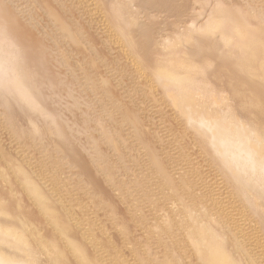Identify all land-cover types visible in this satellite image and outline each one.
I'll return each instance as SVG.
<instances>
[{
    "label": "rangeland",
    "instance_id": "1",
    "mask_svg": "<svg viewBox=\"0 0 264 264\" xmlns=\"http://www.w3.org/2000/svg\"><path fill=\"white\" fill-rule=\"evenodd\" d=\"M156 1L0 0V192L12 216L1 214L0 222L26 223L33 255L1 244L8 253L35 264L57 257L83 264L67 236L94 264H201L191 240L198 212L231 250L235 241L240 248L251 243L252 262L264 264V165L256 171L254 151L245 150L240 157L250 163L235 169L237 178V156L224 159L210 142L209 159L201 144V132L211 136L233 118L253 129L254 112L264 110V65L253 78L263 96L245 106L236 93L248 94V84L235 79H249L248 72L234 67L248 57L247 37L264 42V0H174L172 9L164 8L170 0ZM100 4L105 13L95 12ZM100 14L125 18L108 25ZM122 28L130 33L127 46L111 38ZM169 37L182 43L167 48ZM173 51L197 64L210 58L184 81L195 108L210 113V129L182 112L179 84L148 79L158 53ZM29 53L36 57L24 65ZM130 54L149 55L142 61L147 72ZM21 80L30 90L23 95L13 85ZM32 194L66 225L53 226Z\"/></svg>",
    "mask_w": 264,
    "mask_h": 264
},
{
    "label": "bare ground",
    "instance_id": "2",
    "mask_svg": "<svg viewBox=\"0 0 264 264\" xmlns=\"http://www.w3.org/2000/svg\"><path fill=\"white\" fill-rule=\"evenodd\" d=\"M155 2H157V1L155 0ZM172 2H174V0H170V5H168V6L163 5L164 8L170 7L168 9H172L171 7H174V4H172ZM159 3H160V0H159ZM96 7H95L96 10L94 9L95 12L101 13V12H104V10H105V7L101 4L97 5ZM156 8H159V7H156ZM99 16L103 17L102 18L103 22L108 23V25L113 24V22L115 23V21L119 22V24H122V18H125V17H123L122 14L119 15L116 19H112V18L106 17V16L101 15V14ZM219 18H220V16H219ZM240 26H242V24ZM12 27L17 28V26H12ZM18 28H19V26H18ZM20 29H21V27H20ZM191 29H190V31H192ZM247 29L248 28H246V27L240 29V33L242 36H246L248 34ZM18 31H20V30H18ZM190 31H189V33L186 32L185 35L188 37H193V35H191L192 33H190ZM15 32L17 33V31H15ZM22 32L23 31L21 30V33H20L21 35H22ZM122 32L123 33L113 34V36H111V38L113 37L114 39L113 38L112 39L115 40L116 42H120V44L123 43L124 45L126 44V46H127V44L131 43L130 42L131 40L128 41L126 39L125 33L126 34H130V33L128 31H126L124 28H122ZM205 32H210V25L205 27ZM13 35H14V33H13ZM16 35H18V33ZM20 37L22 38L24 36L22 35ZM247 38L248 39L246 41H244L242 45H243V48L249 52L248 57L243 61L234 63L235 68H237L240 71H244V72L249 73V74L248 73L246 74V75H248L249 79L246 76L245 77L239 76L235 79L236 82L241 83L243 81H246V83L248 84L247 88H248V91L250 94L249 93L245 94L244 92H242L240 94L236 93V97H238L239 102L243 106L248 105L250 103H254V102L256 104V103H258V100L260 99V97L263 96L262 95L263 90L256 85L258 83L256 80H253V78L255 76H257L258 69H260V67H262L264 65V42L258 38H253L251 36H249ZM26 39H27V37H26ZM173 39H174V37H169V41H171V43L173 41V43L171 45H169L167 42V44H164V45H166L167 48L173 49V47H176V46H178V44L182 43L181 42L182 40H180V39H175V42ZM160 54L161 53L159 52L158 56ZM148 56L149 55H147V54H142V55L141 54L140 55L130 54L129 58H130L131 62L133 63V65H135L139 69V71H141L142 73H145V72H147V71H145V69L147 67L145 68L142 66V61L147 60ZM158 56H157V59L154 60L153 65L150 66V69L152 70L153 75L148 76V79H150L151 81L162 80V81H165L168 83L179 84L180 89H182V91L177 93V95H175V96L179 100V106H180L182 112L188 117V119L197 122L199 124V127H200L199 129H203V128H209L210 129V124L212 122V118H210V113L206 110H197L195 108V102H194L193 95H192L193 93L187 92L185 90L186 86L184 84V81H186L188 78H190V79L195 78V76H197L198 73L203 72L207 68V66L210 65V58H206L203 62H201L200 64H197L195 61L192 62V60L189 59L187 56L180 55L179 52H177V51H173L171 53L169 52L166 55L167 56L166 58H160ZM35 57H36L35 54L31 55L29 53V55H27V57H26L28 60L24 61V65H29L31 63V61H29V59H31V58L34 59ZM191 67H193L195 70L197 68V71L192 72L191 69H193V68H191ZM184 68H185V70H184ZM262 69H264V68H262ZM255 78H257V77H255ZM259 84H260V81H259ZM13 85L15 86L16 91L19 90V92H22V95L24 93L30 92L29 87H27L25 85L24 80L15 81ZM242 85H243V83H242ZM244 91H245V89H244ZM254 113H255V117H254L255 123L254 122L253 123L255 124V126L253 127V129L242 130L241 127L245 121L243 122V121H240L239 119L236 120V118L235 119L233 118L227 124H225V123L224 124H217L215 131L211 134V136H210V134H207L205 130H204V132H201L202 138H203V139L201 138L202 139L201 140L202 149L205 152V155H207L209 157V159H210V146H209L210 142L215 144L216 151L219 152L224 157V159H226V157H228V156H234V155L237 156V158L235 159V162H234V167H232V170H231L233 175L236 176L237 178H239L238 172H236L235 169L242 167L244 164V161L253 162L254 163L253 168L256 171L258 169V167H257L258 165H260V166L264 165V110L261 111V110L257 109V111H255ZM242 120H244V119H242ZM246 121H248V120H246ZM211 125H213V124H211ZM248 149L254 151L250 157L254 156L255 158L250 159V160L248 158H243V160H242L243 156L240 157L241 156L240 154H242L245 150H248ZM245 152H247V151H245ZM161 162L162 161H160V163ZM253 176H254V174H253ZM24 181H25V179H24ZM26 182L28 183V181H26ZM29 183H31V181ZM32 184L33 185L29 184V186H31V187L35 186V184L33 182H32ZM27 185H26V187H27ZM29 186H28V189L30 188ZM183 186H185V185H183ZM35 187H37V186H35ZM26 191H28V190H26ZM32 191L33 190L28 191V192L30 193ZM36 191H33V192L35 193ZM2 193L3 192H0V216H1V214L6 216L9 214V209H11L10 208L11 205L9 206V205H6L3 203ZM35 194H32V195H34L33 197H35ZM39 194H38V196H39L38 198L35 197L36 199H38L37 204H39L40 208H42L43 212L46 214V216H47L46 218H49L48 217V214H49V216H50L49 220L53 219V221L56 223V224H53V226L57 225V222H59V219L55 215L51 214V212H55L56 210L53 209V210H55V211H53L51 208L52 206L50 207L51 208V210H50L48 208L49 204L47 205L45 203V200L43 199L44 197L40 196ZM42 195H44V194H42ZM236 198L241 201L240 203L242 204V206L243 205L245 206L246 201L243 200L244 198L242 196L236 195ZM208 211L210 212V210H208ZM191 213L194 214L195 211L193 210V211H191ZM197 213L194 214V218H193L194 220L193 221H194V223L198 229H197V232L194 233V236H191L192 237L191 240H193V243L196 246V251H197L198 256L200 257L201 264H243L242 259L240 257H238V255H237L238 253L236 252L240 248L238 246V244H236V241H235V246H234L235 251L231 250L229 247V245H230L229 241L224 238V233H221L218 231L216 232V230H214L213 228H210V225L207 223L202 224L201 223L202 219L200 218L199 213L198 214ZM217 215H218V213H217ZM222 215L226 218L225 214L222 213ZM5 216H3V217H5ZM9 217H12V216H10V214H9ZM61 217H59V218H61ZM0 218H2V216ZM23 218H25V217H23ZM8 220H10V219H8ZM12 220H14V219H12ZM61 221H63V220H61ZM65 223L61 224V222H60V225H63ZM0 224H2V225H0V227L1 226L3 227L4 224L6 225V223L3 224L1 222H0ZM25 224L23 221H21L20 225L17 226L16 222H15V224L12 222L11 224L4 226L3 228L1 227L0 228V246H1V244H3L4 246L11 245V247L16 249V250H21V248L28 247L27 250H28V252L31 253L32 249L29 248L30 247L29 237H27V235L25 234V230L27 228ZM60 225H57V228H58V226L61 227ZM64 229L62 228L60 231L64 232ZM186 235H188V234H186ZM188 240H190V239H188ZM75 241L74 242L71 241L66 236V242L69 245V247L71 248L74 255H76L83 264H94L93 262H91L88 259L87 256H85L84 254H81L82 253L81 247H80L81 244L79 246V244L76 243ZM190 242H192V241H190ZM263 243H264V240H262V244ZM54 244H55V242H54ZM251 245H252L251 243H250V245H241V248H240L241 252H239V254H241L242 252L245 251L244 255L247 256L249 260H251V262L249 264H256V262H254V263L252 262V260H254V257H252V255H254V254H253ZM248 247H250V250H248ZM11 252H13V251H11ZM84 253H86V252H84ZM24 255H23V257H19V256H16L15 253L10 254V253H8V251L5 250V248L3 249V247H0V264H35V262H34L35 260L31 261L28 258L26 259V258H24ZM27 255H28V253H27ZM31 255H33V254L31 253ZM31 255H28V257L31 258ZM33 257H35V256H33ZM57 258L59 259V261L57 262V260H56L55 264H60V258L59 257H57ZM169 258H170V255H169ZM242 258H244V256ZM38 259H39V257H38Z\"/></svg>",
    "mask_w": 264,
    "mask_h": 264
}]
</instances>
